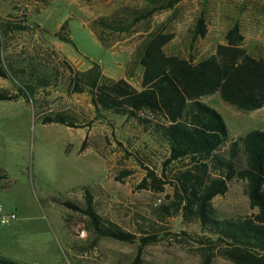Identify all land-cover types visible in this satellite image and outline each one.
I'll use <instances>...</instances> for the list:
<instances>
[{
	"label": "rangeland",
	"instance_id": "obj_1",
	"mask_svg": "<svg viewBox=\"0 0 264 264\" xmlns=\"http://www.w3.org/2000/svg\"><path fill=\"white\" fill-rule=\"evenodd\" d=\"M144 5L142 0H0V88L15 94L0 99V172H5L0 207L15 216L0 224V256L16 264H233L222 255L227 244L212 242L214 236L195 220L161 213L160 206L172 200L168 183L160 192L138 187L145 166L158 170L156 143L134 119L107 112L94 116L88 93L73 92L70 77L97 63L104 75L122 77L139 89L142 68L134 51L145 30L161 22L163 32L171 33L162 46L166 54L207 56L237 22L245 50L264 56V0H181L123 32L102 31L94 23L100 16L127 21L126 12ZM199 14L205 33L191 39ZM14 22L21 30L9 29ZM63 22L65 28L59 30ZM91 26L109 47L97 40ZM200 100L221 114L229 138L264 130V105L238 109L217 92ZM50 109L73 114L74 127L41 123L39 111ZM83 138L85 147L79 151ZM83 187H90L93 208L103 222L136 237L155 233L157 239L137 253V239L97 237L87 216L54 201L82 206ZM211 204L219 218L257 212L239 179L229 181Z\"/></svg>",
	"mask_w": 264,
	"mask_h": 264
},
{
	"label": "trees",
	"instance_id": "obj_2",
	"mask_svg": "<svg viewBox=\"0 0 264 264\" xmlns=\"http://www.w3.org/2000/svg\"><path fill=\"white\" fill-rule=\"evenodd\" d=\"M144 7L126 12L127 21L100 16L94 20L100 30L128 31L137 21L154 12L171 10L181 0H142ZM9 29L22 28L20 23ZM163 23L145 30L134 51V61L141 68L139 89L126 79L104 75L97 63L70 77L73 92H87L98 117L107 112L124 119H134L147 134L160 154L159 167L145 166L139 188L162 191L164 184L172 188L169 205L160 206L161 213L179 214L182 220H195L202 231L214 236L212 242L227 244L222 255L233 264H264V130L250 129L229 138L221 114L200 100L217 92L220 99L242 110L264 105V56L254 57L242 45L243 36L234 22L224 33V42L214 51L199 58L166 54L162 46L171 38L163 32ZM92 32L106 47L102 36ZM65 28V22L59 30ZM203 15L195 18L191 39L204 36ZM61 39L69 42L67 36ZM0 76H4L0 70ZM42 85L48 80L42 78ZM14 93L0 88V99H12ZM41 123L54 122L74 127L73 114L60 109L39 111ZM85 147V138L79 151ZM137 159L138 156H137ZM5 177L1 170L0 178ZM232 179L245 183L249 205L257 212L249 217L219 218L211 204L216 195L223 194ZM83 205L69 200H54L66 209L79 211L88 218L97 237L119 241H138L141 248L157 239L155 233L136 237L116 224L103 222L93 208L90 187H83ZM0 264H16L0 256Z\"/></svg>",
	"mask_w": 264,
	"mask_h": 264
},
{
	"label": "built area",
	"instance_id": "obj_3",
	"mask_svg": "<svg viewBox=\"0 0 264 264\" xmlns=\"http://www.w3.org/2000/svg\"><path fill=\"white\" fill-rule=\"evenodd\" d=\"M14 217L15 216L13 213H8V214L2 213L1 207H0V224H6L10 220H12Z\"/></svg>",
	"mask_w": 264,
	"mask_h": 264
}]
</instances>
